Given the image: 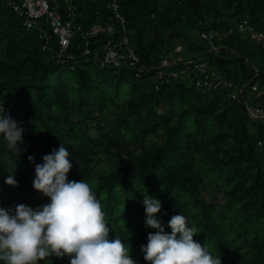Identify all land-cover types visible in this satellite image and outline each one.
I'll list each match as a JSON object with an SVG mask.
<instances>
[{"label": "trees", "instance_id": "trees-1", "mask_svg": "<svg viewBox=\"0 0 264 264\" xmlns=\"http://www.w3.org/2000/svg\"><path fill=\"white\" fill-rule=\"evenodd\" d=\"M108 2L76 0L75 21L85 29L113 22ZM119 3L124 34L140 64L151 68L182 53V40L192 50L202 49L187 59H205L234 84L247 83L250 104L264 108V44L236 29L216 40L214 51L201 37L202 31L236 28L244 19L263 28L264 0ZM187 25L199 29L205 46L186 35ZM108 40L106 34L91 39L85 53L79 33L58 57L57 45L44 50L37 30L27 29L0 0V100L24 129L20 152L0 135V207L24 204L35 210L50 203L33 187L35 166L62 145L72 163L68 180L92 186L106 213L109 239L118 236L130 244L136 264H147L141 246L155 231L145 224V194L161 202L157 219L168 234L169 220L182 214L197 229L194 241L206 243L222 264H264V119L250 121L242 102L219 91L203 94L189 75L157 89L155 69L137 76L130 68L102 67ZM179 44L183 49L177 53ZM9 173L18 187L5 184ZM39 264L70 260L52 256Z\"/></svg>", "mask_w": 264, "mask_h": 264}, {"label": "clouds", "instance_id": "clouds-1", "mask_svg": "<svg viewBox=\"0 0 264 264\" xmlns=\"http://www.w3.org/2000/svg\"><path fill=\"white\" fill-rule=\"evenodd\" d=\"M23 133L4 106L0 108V135L9 149L20 152ZM69 156V150L61 145L35 166L33 187L50 198V203L35 210L24 204L0 207V260L5 264H39L52 256H67L70 264H136L130 256V244L118 236L109 239L106 213L92 186L82 179L68 180L72 169ZM28 159L34 162L33 157ZM14 173H9L5 184L18 187ZM143 205L146 227L155 230L148 234L147 245L141 246L147 264H222L221 256L210 252L206 243L194 241L197 229L188 226L184 215L169 220L168 234L157 219L161 202L145 194Z\"/></svg>", "mask_w": 264, "mask_h": 264}, {"label": "built area", "instance_id": "built-area-1", "mask_svg": "<svg viewBox=\"0 0 264 264\" xmlns=\"http://www.w3.org/2000/svg\"><path fill=\"white\" fill-rule=\"evenodd\" d=\"M7 3L22 19L23 25L27 29H36L40 39L43 40L44 50L59 48L57 55L62 57L70 47L75 35L81 33L85 39V53H90V41L100 35L109 36L108 42L103 47V53L99 59L102 67L130 68L136 70L139 76L148 69H155L157 73L156 88L158 89L164 82H169L170 78H177L181 75L193 77L196 85L203 94L219 91L229 98L242 102L245 106L247 116L250 121L256 122L264 119V108L253 106L244 95L247 83L236 85L225 78L218 70L211 67L205 59L181 60L170 54L161 60L158 65L147 68L140 64L141 58L127 34L126 18L123 15L119 0H109L107 8L112 11L114 21L105 24L96 23L85 29L82 23L75 21L78 9L76 0H6ZM120 26V28H117ZM245 36L250 37L257 43L264 44V21L263 28L259 29L252 25L248 19L238 22L236 28L224 31H202L201 37L210 46V50L217 51L219 48L216 40H221L232 34L235 30ZM123 31V34H120ZM183 49L181 44L175 47V52L179 53ZM257 86H253L255 90ZM3 103L0 100V108Z\"/></svg>", "mask_w": 264, "mask_h": 264}, {"label": "rangeland", "instance_id": "rangeland-1", "mask_svg": "<svg viewBox=\"0 0 264 264\" xmlns=\"http://www.w3.org/2000/svg\"><path fill=\"white\" fill-rule=\"evenodd\" d=\"M184 31H185L186 35L188 37L192 38L194 40V42L197 43V45L199 47L205 46L206 41L201 39V37L199 35V33H200L199 29H197L191 25H187V26H184ZM179 42H181L184 45V51L180 54L175 55L178 59H187V58L197 57L200 55V53H201L200 51L202 50L201 48L197 49V50H192L186 46V42H183L182 40H180ZM241 51L246 52L247 48L243 46V48H241ZM65 74L66 75L68 74L67 71L65 72Z\"/></svg>", "mask_w": 264, "mask_h": 264}]
</instances>
